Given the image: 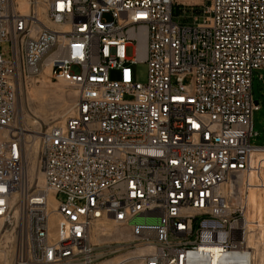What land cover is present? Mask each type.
I'll use <instances>...</instances> for the list:
<instances>
[{"label": "built area", "instance_id": "2783aa9c", "mask_svg": "<svg viewBox=\"0 0 264 264\" xmlns=\"http://www.w3.org/2000/svg\"><path fill=\"white\" fill-rule=\"evenodd\" d=\"M175 6L203 7V19L181 24ZM3 42L0 264H101L139 245L119 264H253L246 215L250 188L264 187V145L251 141L264 0H0ZM138 61L148 63L144 84L133 78ZM47 66L76 98L41 132L32 174L18 88ZM97 227L101 238L131 239L101 253Z\"/></svg>", "mask_w": 264, "mask_h": 264}, {"label": "rangeland", "instance_id": "374dc122", "mask_svg": "<svg viewBox=\"0 0 264 264\" xmlns=\"http://www.w3.org/2000/svg\"><path fill=\"white\" fill-rule=\"evenodd\" d=\"M206 4H208V1H206ZM185 9L187 15H184L182 7H174L173 12L175 19L179 23L186 25L194 24V16L196 14L199 15L200 21L203 19V7H188ZM198 10H200V12ZM0 51L4 53V57L6 59L11 58L10 42H3ZM127 54L128 56H134L132 47L128 48ZM132 70L133 78L136 82L143 84L147 82V62L138 61L132 64ZM119 76L118 71L115 70L111 72L112 79H118ZM189 81L190 77L184 79V83L186 84L189 83ZM39 91L42 92V94L39 95ZM73 92H75L73 88L67 86L63 80L56 78L54 75H51V73H42L39 81L32 83L25 82L24 78H22L18 88V122L26 128L27 136L31 140L32 145L35 141H37V139L39 144V137L43 130L63 120L64 115L68 112L75 101L76 95L71 94ZM252 93L254 99L259 102L261 108L254 113L253 131L254 133L256 132L257 135H254L251 141L256 145H264V69L255 70L253 72ZM62 95L64 97H62ZM126 97L129 98L128 96ZM35 137L38 138L36 139ZM58 199L60 201H64L66 199L65 194H60ZM98 234L99 228L97 227L94 229L93 242L99 244L98 250L100 251L110 248V245H112L111 243H109V245L103 244L104 242L108 243L115 240L127 242L131 239L127 232L113 238H101ZM141 247L142 246L139 245L136 248H131L123 255L127 256L132 255L135 252H140L139 249H141ZM123 255L120 256V258H123ZM134 264H138L137 261Z\"/></svg>", "mask_w": 264, "mask_h": 264}, {"label": "bare ground", "instance_id": "6f19581e", "mask_svg": "<svg viewBox=\"0 0 264 264\" xmlns=\"http://www.w3.org/2000/svg\"><path fill=\"white\" fill-rule=\"evenodd\" d=\"M186 1H188V2H200L201 0H186ZM43 73L49 74L50 73V67L49 66L45 67ZM45 83H46V81H45ZM43 84H44V82H43ZM40 94H42V92L39 91V95ZM71 94L76 95V92H73ZM65 96H66V94H65ZM62 97H64V96L62 95ZM35 138L37 139L38 137H35ZM37 146H38V139H37V141H35V143H33V145L32 144L30 145L29 153L27 155L28 164L30 167L29 169H30V172L32 174L35 170L36 153H37V148H38ZM263 178H264V174H263ZM255 179H256V175L253 174L252 180L254 181ZM248 199H249V207H248V212L246 215V218H247L246 225L248 228L247 242H248L249 247L254 249L253 250V259H254L253 264H264V187H258V186L251 187ZM116 246H119V245H116ZM110 249H113V248L110 247ZM139 250H140V252H139L138 256L141 255V251L143 252L142 248ZM213 251L215 252V255L218 256L219 249L214 248ZM101 253H102V251H101ZM120 256H122V255L114 256V257L106 260L105 262H101V264H119L120 259H122V258H120ZM234 262H235L234 258L232 259V258H224L223 257L221 259L222 264H233ZM215 264H218V263H215Z\"/></svg>", "mask_w": 264, "mask_h": 264}, {"label": "water", "instance_id": "95a60500", "mask_svg": "<svg viewBox=\"0 0 264 264\" xmlns=\"http://www.w3.org/2000/svg\"><path fill=\"white\" fill-rule=\"evenodd\" d=\"M255 102H256V103H258V101H257V100H256Z\"/></svg>", "mask_w": 264, "mask_h": 264}]
</instances>
